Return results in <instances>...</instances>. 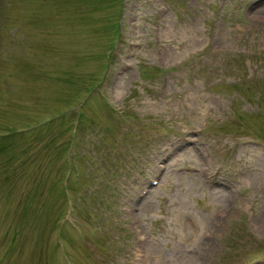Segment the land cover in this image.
Instances as JSON below:
<instances>
[{
  "label": "rangeland",
  "instance_id": "374dc122",
  "mask_svg": "<svg viewBox=\"0 0 264 264\" xmlns=\"http://www.w3.org/2000/svg\"><path fill=\"white\" fill-rule=\"evenodd\" d=\"M0 264H264V0H0Z\"/></svg>",
  "mask_w": 264,
  "mask_h": 264
}]
</instances>
